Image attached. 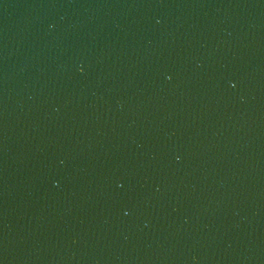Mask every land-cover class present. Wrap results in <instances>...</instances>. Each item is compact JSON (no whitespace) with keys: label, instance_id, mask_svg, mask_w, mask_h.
<instances>
[{"label":"water","instance_id":"obj_1","mask_svg":"<svg viewBox=\"0 0 264 264\" xmlns=\"http://www.w3.org/2000/svg\"><path fill=\"white\" fill-rule=\"evenodd\" d=\"M0 264H264V0H0Z\"/></svg>","mask_w":264,"mask_h":264}]
</instances>
